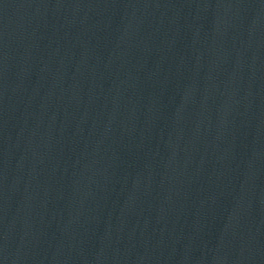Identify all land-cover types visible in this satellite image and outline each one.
<instances>
[{"label": "water", "instance_id": "obj_1", "mask_svg": "<svg viewBox=\"0 0 264 264\" xmlns=\"http://www.w3.org/2000/svg\"><path fill=\"white\" fill-rule=\"evenodd\" d=\"M0 264H264V0H0Z\"/></svg>", "mask_w": 264, "mask_h": 264}]
</instances>
